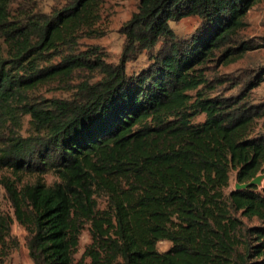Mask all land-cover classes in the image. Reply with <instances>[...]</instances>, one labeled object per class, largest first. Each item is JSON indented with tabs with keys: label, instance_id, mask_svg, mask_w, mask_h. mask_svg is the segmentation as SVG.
<instances>
[{
	"label": "trees",
	"instance_id": "obj_1",
	"mask_svg": "<svg viewBox=\"0 0 264 264\" xmlns=\"http://www.w3.org/2000/svg\"><path fill=\"white\" fill-rule=\"evenodd\" d=\"M13 1L0 0V187L34 263L264 264V180L229 188L232 172L264 174V102L249 98L264 67L230 95L210 75L252 48L241 31L261 0H139L118 62L88 42L106 34L103 0L16 15ZM189 16L201 23L180 36L171 23ZM13 220L0 207V263L19 246Z\"/></svg>",
	"mask_w": 264,
	"mask_h": 264
},
{
	"label": "rangeland",
	"instance_id": "obj_2",
	"mask_svg": "<svg viewBox=\"0 0 264 264\" xmlns=\"http://www.w3.org/2000/svg\"><path fill=\"white\" fill-rule=\"evenodd\" d=\"M69 0H14L11 7V12L16 15L17 11L41 10L46 13L51 12L56 7L65 5ZM139 0H103L102 3V20L101 25L106 30V34L103 37L94 38L88 40L92 44H100L108 52V60L112 62H118L121 56V52L124 44V36L120 32L121 27L131 17L132 13L137 10ZM247 25L241 31L240 39L247 40L252 46L245 55L235 58L228 63L221 61L216 62L212 67L210 75L213 79L215 76L223 77L225 81L223 83L214 82L216 85L215 94H236L246 84L251 76H253L257 70L264 67V0L257 3L247 14ZM201 23V19L198 16L185 17L177 22H172L173 29L180 36H189L194 32L198 25ZM5 44L0 39V54H5ZM148 64L147 58L142 55L137 60L131 61L128 65V72L133 73L139 71L142 67ZM232 80V81H231ZM236 82V83H233ZM235 84H238L235 86ZM43 94L46 97H58L69 98L72 96L73 91H67L62 87H52L45 89ZM250 99L253 101L264 102V81L256 88L250 91ZM204 114L197 117V121L203 120ZM29 116L24 117L23 134H26L29 128ZM264 132V118L259 120L257 125V131ZM48 182H53L56 177L52 173L45 175ZM263 186V183L260 187ZM230 189L235 188V173H231ZM0 207L3 211L10 213L14 220L12 223L11 235L16 237L19 241V246L11 251L9 257H7L3 263L0 264H35L34 260L29 254L27 247V231L24 226L16 219L14 215V209L8 194L4 187H0ZM90 241V235L87 229L84 230L80 240L79 251L76 254V258H80L85 246ZM171 242L162 240L158 243L160 250H166L170 247Z\"/></svg>",
	"mask_w": 264,
	"mask_h": 264
},
{
	"label": "water",
	"instance_id": "obj_3",
	"mask_svg": "<svg viewBox=\"0 0 264 264\" xmlns=\"http://www.w3.org/2000/svg\"><path fill=\"white\" fill-rule=\"evenodd\" d=\"M263 180H264V174H259L258 176H256L255 178H253L249 182H246V183L236 182L235 183V188L241 189V188H246V187H249V186H252V185L260 186L263 183Z\"/></svg>",
	"mask_w": 264,
	"mask_h": 264
}]
</instances>
